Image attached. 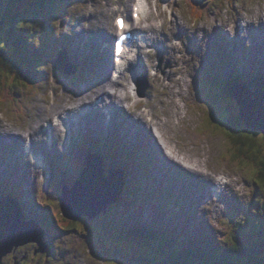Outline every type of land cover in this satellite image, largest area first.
<instances>
[{
    "label": "rangeland",
    "instance_id": "374dc122",
    "mask_svg": "<svg viewBox=\"0 0 264 264\" xmlns=\"http://www.w3.org/2000/svg\"><path fill=\"white\" fill-rule=\"evenodd\" d=\"M235 2V0H232ZM229 0V3L232 2ZM129 0H85V7H79L81 5L80 0H67V6L65 8L68 9V18H62V14L64 10H60V13L56 15V13H52L49 17L45 14V18L42 19L44 25L40 24L41 22H36L35 24H31L28 22V33L33 37L34 41H38L40 39V34L44 38L43 43L47 44V51L49 52L47 56L48 62L44 65L45 68H43L42 76L43 80L39 84H37L35 88H19L17 84L12 83L10 77H7L6 74L0 72V79H2L6 83V87H0V94H5L7 88L12 90L14 92H18V102H13L11 100L0 99V147L4 146L8 148V146L5 144V140L11 138L9 135H11L8 131L12 130L13 133H17L18 131L23 132L25 128L29 129V127H35L37 126V122L39 120V111H43V109L46 110V107L50 109L55 104L59 103V97L63 96L62 94H66L65 98L70 97V99L74 98H85L89 94H92V92H96L101 85H98V82H100V79L97 80V83H94V80L99 78V76L105 75V73L99 75L97 72V67L90 68L87 64V61L89 57H85V59H78V65L82 69H84L85 65H87V70L91 72V77L88 79L86 75H83L80 77V72H77V78L71 79L69 77L63 76L60 73L56 72L54 70V60L57 57V54L59 52L63 53L65 52L64 47V41L66 39H72L74 43L77 45V52L76 54L81 53H88L89 49L87 45L85 44L87 42V39L90 37L92 39L101 38V34H99L98 27L99 22L102 21L103 24L110 23L114 26V17L116 13L119 12H127L130 13L131 5L133 3V0H131V3L127 6V3ZM158 4H162L160 0H157ZM210 1H205L204 4L209 5ZM33 2L26 1L21 7H18L16 9V12L14 11V15L17 13H20L24 10V8H28L29 5H33ZM148 3L151 5L152 0H148ZM170 6L172 3H175L177 5L176 9L171 12V19L167 21V23L164 25L163 30L160 31L157 34L158 39L160 40V43H163L164 46L168 48V56H165L162 59V62H159V49L156 47L151 46V51L149 55H143L142 61L135 60L134 65H139V63H144L146 66V76H147V86L144 85L145 92L147 93V96L144 97L142 100L141 105H146V102L148 103L149 107L147 108L150 116L153 120H150V117L146 116L145 120L147 123H150L152 125V131L158 136L157 133V123H161L162 119H166V116H163L162 113L170 112L173 114L174 107L172 103L169 102H175L177 105L180 106V108H183L184 110H190L192 113L190 116H188V121L185 123H181L180 126V132L176 133H168V129L166 126L162 127L161 134L167 137H171L172 139H175V136H180L181 141L186 145V147L191 148L193 150L194 154L200 153L198 157V161H194V156L190 152V156L188 153L184 152L181 154V157H185L187 159H190L192 163L196 164L197 167L192 165V167L198 169L199 171L206 173L209 176L210 180L200 178V177H192L193 180H186L184 178L179 179L178 182L174 183L171 186L167 185L166 182L169 180L171 181L172 178L171 173L169 171L164 170L160 167L158 158L153 153H144L145 150V144L148 142V150H152L153 141H150L151 138L148 137L147 133L143 131L141 123L136 122L135 117H130L131 114L137 115L139 113H142L143 110L138 108H135V105L133 101L135 102L137 99H134L131 101L129 99L128 103H124V106L127 107L125 109H130V115L127 117V111L126 110H120L118 112L119 114V120L118 123L124 122V125L121 127L114 126L112 127V131L109 132L108 135L104 133V137L107 139V142H111L112 137L120 131V129L128 130L129 132L132 131L133 135H130L128 138L130 141L128 142L129 147H133V142H135L136 138L138 141L140 139H144V143H137L134 148V155L138 154V159L140 162L147 161V168H145L143 165L140 166V162L138 163L137 167V177H140L139 181L144 185V197L141 201L140 207L136 211L135 214V207L131 208H121L118 210H115V213H112V205L108 206L106 209L102 210L96 217H94L90 223L87 222L86 219H83L81 221H78L76 223L69 222L65 220L61 216V211L59 208V198H60V192H58V198L56 200V189H53L52 193L50 194L51 187L55 184H58L59 178L55 177L52 181H48L44 178L43 175L37 174L33 172L29 168L28 159L24 157L22 159V162L20 161V152L21 150H15L19 143H14L15 149H9L10 154L6 160L3 161V164L0 163L4 167H9L8 170H11V173L16 175L18 179L11 178L13 182L17 184V181H24L25 184L22 183L19 188H21L22 196L21 200L24 203L27 199H30L28 204L29 206L37 204L34 203L35 197L45 188L42 189L44 184L47 182L48 191L46 194H41V197L47 202L46 206L48 207V211L37 209L36 211L41 213L42 217H48L49 213L52 212L51 218H47L48 220H51L46 222V227L49 224L53 223L56 225H68L65 229H63L61 232H57L56 229H47L46 228V239L48 244H53V252L54 254L52 257H45V254L41 257V262L37 264H103L105 262L95 259L94 256L91 257L89 252V247H87L88 242H92L94 247L97 248L96 239L91 236V234L94 231V228L97 227V229L100 227V225H108L112 222H116V219L120 216L122 217H137L138 215H142L143 213H146V215H150L149 207L154 204V201L156 202L157 206L162 209H169L172 208L175 211L183 213V215L189 217L192 220H198L202 222L203 220L206 221L207 224L211 225V227H214L220 232H225L226 226L222 222V219L224 217V220L227 222V214L225 215V212H222L224 210H228L226 207V204L224 202H221V205L219 206V202L217 199L210 197V190L209 186L213 184V179H222V177H225V181L231 183L227 190L222 188V191L224 192V199L227 200V197H229L230 200L240 202L242 204H247L249 200L254 201H261L254 210H251L253 213V217L257 218L260 214L264 213V184H259V187L255 189L254 185L250 182L253 181V178L255 174L258 172V168L254 170L250 165H248L247 162L239 163V167L243 169L242 171L237 169V165L231 166L228 163H225L224 157L226 156V160L228 162L232 161L231 158V152H233L232 148L230 147V142L227 138L226 132L223 130V126L220 127L218 125L209 124L212 118V114L209 112V114L205 117L206 122L202 118L204 113H199L200 109H206L201 103H198L196 101L194 92L193 97H190V93L188 91L189 88L193 91L192 88V76H196L198 74V71L201 69L200 63L204 61H207V56L205 55L207 51V45L210 42L211 39H213L216 36H222L225 38V40L230 45H237V50L239 53V56L241 58L244 57L247 60L246 62H249L251 60H255L258 58L259 65L258 68H256V71L264 73V58L260 56V52L258 50L254 49V46L258 40L261 38L258 35V30L260 27H264V22H262L258 29H253L251 26L248 27L247 33L253 34L255 36V39L253 42L246 43V41H242V38L240 36V31L238 29L239 25V14L236 12V9L233 5L230 4L231 11L228 14V20H235L237 27L235 29V35L233 38H229V34L225 31V25L228 22V20L224 19V15L222 13V0H218L217 6H213L212 4L209 5V8L213 10V12H207L205 11V15L203 16L204 19H212L213 20V26L211 31L209 32L207 28H194L190 29L186 26V21L189 18L188 12L189 7H191L193 0H169ZM127 6V10L124 9L121 5ZM113 6L117 7V12L111 13L108 15V10L112 9ZM91 7L93 9L90 13H85V9ZM172 8V7H171ZM206 8H204L205 10ZM177 12H180L181 15H177ZM93 13L90 17V21H82V29L83 32L86 34V38L79 36L77 37L76 32L80 30L81 26H78L77 21L82 20L83 16L89 17L90 14ZM210 13V14H209ZM103 14V15H99ZM215 14H218L215 16ZM152 17L149 18L148 23L143 22L142 24H149L153 23L154 20L159 19L160 17H156L155 13L152 12ZM58 22V23H57ZM73 28V29H72ZM34 29L35 31H32ZM49 31V33L46 31ZM78 29V30H77ZM35 32V34H34ZM79 32V31H78ZM197 33H203L202 36H197ZM52 34V42L50 44L49 41H47V37ZM184 34V38L182 39V35ZM76 35V37H75ZM164 35V36H163ZM198 37L200 40L204 39V42H199L198 40L195 41V37ZM207 36V39H206ZM176 39V40H175ZM177 41L180 43V47L177 48L174 46L173 41ZM46 41V42H45ZM84 41V42H82ZM41 44V42H39ZM42 45V44H41ZM44 46V45H42ZM68 53L71 54L73 51V45L71 44L69 46ZM194 51L195 49H198L201 51L198 56L199 58L188 56V53L190 51ZM216 51V50H215ZM66 53V52H65ZM54 54V56H53ZM210 55V54H209ZM52 56V58H51ZM81 56V55H80ZM106 59H108L110 63V59L108 55H104ZM174 59L176 60L177 64L180 66L178 70L174 69V64L169 62V60ZM50 60L52 61L50 63ZM63 60V59H62ZM66 60L71 68L73 70L72 65L70 64L68 57L66 55ZM228 60V58H227ZM65 62V60H64ZM133 65V63H131ZM168 64V65H167ZM112 65V64H111ZM167 65V66H166ZM240 68L243 66V63L240 62ZM161 67L160 69L158 67ZM138 69V68H137ZM197 70V73H194V70ZM227 67H223L221 69L216 68V72H218V75L222 74L223 79H226L224 76V71H226ZM85 70V69H84ZM113 68L108 69V73H106V77L110 78L112 81H117L118 79L113 78L112 74ZM185 70L189 76L186 77L187 84L185 82V78L182 80L180 79L182 76V71ZM204 73L201 74L202 78H205V70L202 68ZM158 71V76L153 75L154 72ZM213 72V70H211ZM250 72H253L251 70ZM173 73V74H171ZM53 74H57L58 78L56 76V80L52 77ZM62 77H65L66 80L69 79L70 84L68 86H64V90L62 88ZM114 79V80H113ZM157 79V80H155ZM125 93L128 94V88L130 86V76L128 72H125ZM85 81V82H83ZM68 82V83H69ZM162 84H161V83ZM223 84V82L218 81ZM114 83V82H112ZM160 83V84H159ZM64 84V83H63ZM206 85V84H205ZM86 88V90H85ZM147 88V90H146ZM207 88V87H206ZM206 88L203 87V85L200 86L201 94L205 97L206 96ZM210 88H212L210 86ZM85 90V91H84ZM84 91V92H83ZM177 91L184 96V99L188 102V105L185 103V101L181 100L179 97ZM154 95V98L152 97ZM55 96H57L56 100ZM179 97V101H176V97ZM149 97V98H148ZM62 98V97H61ZM96 97H93L92 100H94ZM190 98L192 100V105L189 106ZM254 99V98H253ZM219 101L220 104L216 107L217 114H219V111L224 108V105H230L233 106H227L228 114L229 116L237 115L239 112V107L237 106L235 100H232V102H229L225 100H216ZM12 107H11V106ZM5 107V108H4ZM5 109V111L3 110ZM108 109L107 111H111V109L108 107H104V109ZM147 112V110H146ZM43 113V112H42ZM114 113L115 110H114ZM47 115L45 111V116ZM160 115L159 120H155V116ZM98 119V117H95ZM7 119L8 124L5 125L4 121ZM50 120V119H48ZM51 121V120H50ZM173 121V119H172ZM10 128L5 130V128ZM161 127V126H160ZM96 130L97 128L95 125H89V127L85 130H82L80 135L75 138L72 146V154H68V150L63 151L61 148V142H56V145L53 148V153H51V150L48 151V156L53 161L55 158L62 159L66 163H68L69 166H67V172L68 174H63L62 183H68L69 187L73 185L75 181H77L78 176L82 172V168L84 166V161L80 157V155L84 152L91 151L92 154H100L102 157H105L107 159L114 158L113 154L111 153L108 146H100L99 143H96L94 145L90 146H82L85 137V134L90 130ZM136 131L140 132V135L136 134ZM7 134V135H6ZM98 134H94L95 136ZM110 135V136H109ZM257 142H259L258 146H260V156L262 160H264V136L261 134H258ZM121 135L117 136L120 138ZM132 136V137H131ZM85 137V138H84ZM101 136H99V139ZM123 139V138H122ZM157 139V138H156ZM162 139L160 136H158V141H161ZM38 143L41 141H37ZM36 143V147H39V144ZM121 144L124 143V140L120 141ZM192 143V144H191ZM173 145H175V142H172ZM125 147V146H124ZM112 150L113 147L111 146ZM116 148L113 151H116L118 147V144L114 146ZM179 150L183 152L180 147ZM116 153V152H115ZM152 154V158H151ZM119 158H126L131 159L132 155L126 154V153H119ZM148 156L151 159V162L148 159ZM3 156H0V161H2ZM231 159V160H230ZM98 162V161H97ZM117 162V161H116ZM22 163V166H21ZM120 162H117L115 164H111L112 167H117V165ZM237 163V162H236ZM100 163H96L95 166H99ZM208 166V167H207ZM1 168V167H0ZM115 168H112L115 173ZM263 169V167H261ZM255 171V172H254ZM54 173H57V170H54ZM218 173H222L223 176H218ZM104 174L106 177L109 176V173L104 170ZM134 176V174H132ZM219 177V178H218ZM133 178V177H132ZM147 180V183L145 182ZM240 185H243V190H247V195H241L237 193L236 188ZM25 187L28 188L30 196L28 197L26 194ZM142 188V187H141ZM152 188V191L155 189L154 194L150 196H155V199H145V195L148 192H151L149 190ZM232 190L235 192V194L232 193ZM38 192V193H37ZM197 193H201V197L197 195ZM208 193V196H206ZM137 195H140V192L137 193ZM249 195V196H248ZM27 196V197H26ZM254 196V197H253ZM46 197V198H45ZM10 198V199H9ZM254 198V199H253ZM2 201H9V204L14 203L10 195L5 194V198H2ZM159 199V200H158ZM120 200V199H119ZM144 201V202H143ZM146 201V202H145ZM120 203V202H119ZM119 203L115 206H118ZM160 203H166L163 207L160 205ZM254 202L253 204H255ZM248 208H251V205L247 206ZM142 209V210H141ZM141 211V212H140ZM212 211L214 213L207 212ZM47 212V213H46ZM169 213V219L171 218L172 212L170 209L167 210ZM222 212V213H221ZM228 212V211H227ZM226 212V213H227ZM25 214V212H23ZM192 213V214H191ZM206 213V214H205ZM205 214V215H204ZM196 216L195 219H193ZM252 216V215H251ZM208 217L210 220H208ZM86 218V217H83ZM30 219V218H29ZM105 219V222H104ZM39 222H42L39 221ZM94 222V223H93ZM104 222V223H103ZM245 223H248L245 221ZM40 224V223H39ZM52 225V224H51ZM57 226V228H58ZM59 229V228H58ZM69 229V230H66ZM100 230V229H98ZM67 231H69L67 233ZM82 237V239H81ZM221 239H227V235L225 234L220 236ZM75 240V242H74ZM102 241L105 242L109 241V239H105L102 237ZM220 241V240H219ZM99 247V246H98ZM32 249L33 247L29 248L30 253L23 252V250H19L16 252L15 247L12 248L11 252L8 253V255L2 257L0 264L3 262V264H27L24 263V261L21 260L20 256H27L30 258V261H34L35 259H32L34 256H32ZM59 257L62 259L60 263H56L57 261L53 259V257ZM119 258V256H118ZM122 263V262H120Z\"/></svg>",
    "mask_w": 264,
    "mask_h": 264
},
{
    "label": "trees",
    "instance_id": "16d2710c",
    "mask_svg": "<svg viewBox=\"0 0 264 264\" xmlns=\"http://www.w3.org/2000/svg\"><path fill=\"white\" fill-rule=\"evenodd\" d=\"M26 1L30 0H0V72H5L12 83L23 89L35 88L42 82L41 74L48 62V42L45 41V44L42 42L44 38L41 34L40 39L34 41V36L28 33V22L35 24L39 21L41 27L44 25L42 19L45 18V14L49 17L57 11L58 15L60 10H64L62 18L66 16V12L68 14V9L65 8L67 0H31L33 5L14 15V11L16 12V9ZM51 39L52 34L46 40ZM236 76L234 69L228 82L222 85L216 81L224 82V79H216L213 82V86L217 84L214 89H221L217 100L223 99L226 103L230 100L226 90L231 84H246L252 86V89L257 87L256 89L264 91V78H258L256 73L244 75L246 77L244 79ZM3 86L6 87V83L0 79V87ZM6 90L8 91L5 94L0 95L5 97V101L11 100L14 91L12 88ZM219 104L220 102L216 100L207 102L209 106ZM229 115L228 109L224 107L219 111V118L213 115L210 123L223 126L233 150L232 157L236 158L239 154L236 158L239 163L247 162L254 170L258 168L253 181L263 185L264 160L260 156L261 148L258 146L257 137L258 134L264 135L249 131L237 115L234 118ZM118 147V151L121 152L122 145L118 144ZM125 162L128 166H133H130L131 170L124 166L123 196L119 200L120 203L118 202L119 205L112 207L113 214L115 210L121 208L136 206V209L144 195V185L141 186L140 177H137L138 155L126 159ZM130 178L135 181L134 184L130 183ZM16 189L18 188L15 187L12 191L19 196L17 191H14ZM138 192L140 195H137ZM234 209L233 207V213ZM229 216L232 220L228 222L225 232L217 231L209 224L205 227H198L190 222L185 224L181 219L178 228H173L167 211L158 222L143 215L120 216L116 222L101 225L100 230L91 234L93 237L109 239L105 244L100 243L98 249L94 248L92 252L96 254L97 260H102L105 264H264V217L258 216L256 219L260 223L256 224L251 210L248 217L242 215L235 217L231 214ZM247 220L249 223H245ZM224 234L228 236L226 240L220 237Z\"/></svg>",
    "mask_w": 264,
    "mask_h": 264
},
{
    "label": "bare ground",
    "instance_id": "6f19581e",
    "mask_svg": "<svg viewBox=\"0 0 264 264\" xmlns=\"http://www.w3.org/2000/svg\"><path fill=\"white\" fill-rule=\"evenodd\" d=\"M146 1V0H145ZM207 1V0H205ZM81 5L79 7H85V0H80ZM5 8V6H4ZM203 8H206L205 11L209 12L210 8L209 5L206 4L203 6ZM6 9V8H5ZM57 14V11L55 12ZM111 13H115L112 12V9L108 10V15ZM145 9L142 10L140 12L141 16L140 18L143 21H148V17L149 14L145 15ZM93 13L90 14L89 17L87 16H83L82 20H78V26L80 28V30H78L76 32L77 37L80 36L84 38V32L82 29V25L81 22L82 21H86L89 22L90 21V17ZM99 15H103V14H99ZM104 16V15H103ZM99 27H98V31L99 34H101V38L97 39V41L99 42L98 45H96L93 50L94 53L96 54V65L100 64L102 66L105 67L106 72L109 68H114L113 71L114 73H120V77L117 81H112L110 78H107L105 75L103 76H99V78H97L96 80H94V83H97V80L100 79V82H98V85H101L100 88L96 91V92H92V94H89L87 97L85 98H74V99H70V97L65 98L66 94H62L63 96L59 97V103L55 104L54 106H52L50 109H48L46 107V110L43 109V111H39V120L37 122V126L35 127H29L30 130V135L25 138L20 132L18 131L17 133H13L12 130H9L8 132L13 136L10 140L5 141L6 145H13L14 143H19L18 146H20V150L23 151V148H25V144H27L28 141H30V144L26 147L28 150H30L32 148V146L34 144H36V142L39 140L41 142H43L46 138H47V125L50 122V120L48 121V119H50L51 117L56 118V117H60L61 113H66L69 114L70 116L75 115L76 113H78V110L87 105L90 104L92 102L93 97H96L95 99L99 100L101 99V104L98 105V107H95V114L91 115L93 117H98V121L99 123L102 122V120H104L107 124L105 127V132H103L102 127H98L97 131H101L102 134L106 133V135L109 134V132L112 131V127L114 126H118L121 127L122 125H124V122H121L117 125L118 120H119V114L118 112L120 110H126L127 111V117L128 115H130V109H125L127 107L124 106V103H128L129 99L131 100V98L129 97V94H126L125 91V85L124 83L125 80V72L123 70H125V68H123L124 65L127 64V62H130V59L128 60V58L123 59V61L121 62L120 65L115 64L113 59L115 56V47L112 46V50L111 53L109 55L110 59V63L107 59V65H105V61L104 58L101 56H104V47H106L107 51L109 49V45L111 43V39L114 37L113 33H114V29L113 25H111L110 23H105L103 24L102 21L99 22ZM130 24V23H129ZM131 28L134 29V27L131 25ZM163 27L161 28H155L152 27L151 25L148 28H143L141 27L139 29V33L141 34L142 38L141 39H145L147 42H149L151 45L157 43V41L159 40L157 38V34L162 30ZM73 29V28H72ZM20 32V30H19ZM241 32V29H240ZM76 37V35H75ZM76 37V38H77ZM216 40H221L222 36L218 37L216 36ZM85 39V38H84ZM243 40L248 39V37H244L242 38ZM84 42V41H82ZM220 47L223 48L224 47L221 44ZM216 48L215 50H221L222 48ZM74 51V48H73ZM218 52V51H217ZM226 52H229V49L226 50ZM49 54V52H48ZM210 55H208L210 58H214V55L210 52ZM169 55V54H168ZM167 55V56H168ZM76 57H80L81 56H76ZM245 57V55H244ZM244 59V61L246 62L247 60ZM82 59V58H81ZM86 61V59H85ZM244 61H240V59H238V56L234 57L233 62H230V66L231 68L236 70L237 73V78H241L244 79L246 77H244V75L250 76L252 74H255L254 72H250V68L248 69V66L246 65V63ZM169 62H171L172 64H174V69L177 70L178 68L176 67V60L171 59L169 60ZM240 62L243 63V66L240 68ZM112 64V65H111ZM140 69V68H139ZM127 70V69H126ZM5 73V72H4ZM173 74V73H171ZM257 74V73H256ZM153 75L158 76V71L154 72ZM243 76V77H242ZM257 77H263L262 75H258ZM213 80H216L217 77L214 75L211 77ZM157 80V79H155ZM237 80V79H236ZM114 82V83H112ZM160 84V83H159ZM138 85V84H137ZM231 88L234 90V86L233 84H231ZM257 87H255L256 89ZM86 90V88H85ZM257 91H262L257 89ZM264 92V91H262ZM179 97L181 98V100L185 101V103L188 105V102L184 99V96H182L179 91H177ZM136 97L137 100L134 103L135 108H138V106L140 105V103L142 102V100L140 99L141 97L138 96V87L136 88ZM132 101V100H131ZM172 103L173 107H174V111L173 114H171L170 112L166 113H162L163 116H166V119L168 118L169 121L162 119L161 123H157L156 127H157V133L159 134L158 136H160V138H162L163 140L162 143L160 141H158V136L154 133V131H152V125L150 123H147L145 120L146 116H150L148 113L146 114L145 110L142 111V113H139L137 115L131 114L130 117H135L136 122L141 123L142 129L143 131H145V133H147L148 137L151 138L150 141H153V146H152V153L156 154L159 164L160 166L166 170L169 171L171 173V178L172 180L166 182L167 185L171 186L178 182L180 177L184 178L186 180H193L191 179L192 177H200V178H204V179H208L210 180V178L208 176H205V174L199 170H197L196 168L192 167V165L194 163L191 162L190 159H183L184 161L180 160L181 154L186 152L189 155L187 156V158L191 155L190 152L193 154L194 156V161H198V157L200 155V153H196V155L194 154L193 150H191V148L186 147V145H184V143L181 141L180 136H175V139H172L171 137H167L161 134L162 131V127L166 126L168 129V133L167 134H171V133H176V132H180V126L181 123H185L186 121H188V116L191 115V111L189 110H184L183 108H180L179 105H177V103L175 102H169ZM111 110H115L116 113L114 112H109L108 117L105 118L104 116H102L101 113V109L100 107H108ZM147 108V107H146ZM143 110V109H141ZM45 111L47 113V115L45 116ZM43 112V113H42ZM160 115H156L155 116V120H159ZM173 119V123H171V120ZM51 126V128L54 130V132H56V127L54 125H52V123L49 124ZM161 126V127H160ZM69 132H71V127L67 128ZM127 133V139L130 137V135L132 134V131L129 132L128 130L125 132ZM136 134L140 135V132L136 131ZM104 135H102L101 138H103ZM132 137V136H131ZM157 138V139H156ZM135 141H137L136 143H144V139H140L139 141L134 138ZM27 141V142H26ZM172 142H175V145L172 144ZM128 143V141H127ZM148 142L145 144V147L148 146ZM192 144V143H191ZM125 146V144H123ZM179 147L181 149H183L181 152L179 150ZM235 155V154H233ZM238 155L236 156V158H238ZM186 157V156H185ZM151 158H152V154H151ZM233 158V159H236ZM231 160V159H230ZM111 162V159H110ZM141 166V165H140ZM195 167H197L196 164H194ZM208 167V166H207ZM60 178L59 179H63V173L60 171ZM5 175L0 174V178H5ZM213 184H215L217 187L219 188H223L224 183L220 180V179H213L212 180ZM12 207H14L16 210H18V207L16 205H12ZM22 211L25 212V215H30L32 213L35 212V208L33 206H29L28 202H24L21 205ZM6 211L8 212V210L6 209ZM37 216H42L41 213L37 212ZM63 218L69 222L72 223H76L77 221H72V220H68L66 219L64 216ZM49 221V220H47ZM46 221V222H47ZM247 222L249 223V221L247 220ZM50 223V221H49ZM94 223V222H93ZM255 223L259 224V220L255 218ZM52 224V223H51ZM49 224V228L48 226L46 227L47 229H55V227L53 225ZM66 227H68V225H61V230L65 229ZM29 227H27V225H23L20 221L17 223V225H10L9 227H0V241L5 245L6 248L4 249H8L9 246L13 245L16 241L23 239V238H29L30 237V231H28ZM69 230V229H66ZM69 232V231H67ZM258 232V231H257ZM82 239V237H81ZM38 245L36 243H31V241H29V243L26 245H22V246H18L14 252L17 253V251L19 250H23V252H27L30 253L31 250H29V248L33 247V249L37 248L34 245ZM45 253L47 254V252L45 251ZM36 255L39 257L42 256V252H40V250H37ZM48 256V254H47ZM22 261H28L30 262V258L27 256H20Z\"/></svg>",
    "mask_w": 264,
    "mask_h": 264
},
{
    "label": "water",
    "instance_id": "95a60500",
    "mask_svg": "<svg viewBox=\"0 0 264 264\" xmlns=\"http://www.w3.org/2000/svg\"><path fill=\"white\" fill-rule=\"evenodd\" d=\"M77 56V54H76ZM57 70H60L64 75H71V71L61 63L57 65ZM231 96L237 99L240 106L239 117L244 122L248 130L264 134V94L256 92L254 96L249 88L238 87V92H230ZM254 97V99H253ZM89 163L88 167L83 171L82 177L75 183L72 189L64 190L62 193L61 213L72 221H77L86 217L91 221L102 210L109 205L116 203L123 190V173L110 172L108 177H105L103 166H95ZM9 201L0 202V227H9L17 225L20 221L23 225L29 227V238H23L16 241L8 249L0 241V262L3 256L11 252L13 247L22 246L31 243H36L41 251L47 249L42 239L43 231L35 223L26 224L25 217L21 212L16 210ZM8 210V212L6 211Z\"/></svg>",
    "mask_w": 264,
    "mask_h": 264
},
{
    "label": "clouds",
    "instance_id": "9594fccd",
    "mask_svg": "<svg viewBox=\"0 0 264 264\" xmlns=\"http://www.w3.org/2000/svg\"><path fill=\"white\" fill-rule=\"evenodd\" d=\"M236 12L239 14V28L241 29L240 36L244 38L247 36V29L249 26L258 27L262 22H264V0H235L234 5ZM222 13L224 15V19L228 20V14L231 11L229 0H222ZM132 8L135 12L139 13L146 8L145 0H133ZM93 9L88 7L85 9V13L92 12ZM151 11L155 13L159 19H156L152 23V27L161 28L163 27L168 20L171 19V12L173 9L170 6V3H162L157 4L156 0H152V8ZM112 12H117V7H112ZM177 15H181L180 12H177ZM199 17V19H197ZM58 23V22H57ZM116 23V22H115ZM117 26V24H116ZM143 28H148L149 24L140 25ZM186 26L190 29H194L197 27L207 28L210 32L213 26L212 19H204L203 13L198 12L196 9L191 10V15L186 21ZM237 24L235 20H228L225 25V31L229 34V38H233L235 35V29ZM203 33H197V36H202ZM246 43H249L246 41ZM175 47L179 48L180 43L173 41ZM5 125L7 126L8 121L5 119ZM7 130V127L5 128ZM61 132L63 129L60 130ZM25 138L30 135V130L25 128V130L21 133ZM243 185L237 187V193L241 195H247V190H243Z\"/></svg>",
    "mask_w": 264,
    "mask_h": 264
},
{
    "label": "snow or ice",
    "instance_id": "6c2138e0",
    "mask_svg": "<svg viewBox=\"0 0 264 264\" xmlns=\"http://www.w3.org/2000/svg\"><path fill=\"white\" fill-rule=\"evenodd\" d=\"M116 24L118 28H123V22L121 20L117 19Z\"/></svg>",
    "mask_w": 264,
    "mask_h": 264
}]
</instances>
